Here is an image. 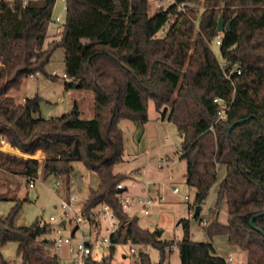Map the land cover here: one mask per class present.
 I'll list each match as a JSON object with an SVG mask.
<instances>
[{"label":"trees","instance_id":"16d2710c","mask_svg":"<svg viewBox=\"0 0 264 264\" xmlns=\"http://www.w3.org/2000/svg\"><path fill=\"white\" fill-rule=\"evenodd\" d=\"M54 1L14 11L0 6V136L23 154L41 151L44 174L66 176L73 163L81 162L97 176L81 212L97 224L93 211L100 205L111 209L117 219L108 237L111 252L117 244L150 246L159 251L157 264H164L175 246L180 264H225L212 245L215 237H223L246 254L244 264H264V215L258 216L264 213V0H189L183 13L172 5L152 15L147 0H66L60 37L44 48ZM219 16L224 25L230 22L222 34L216 32ZM166 24V32L158 37ZM218 35L223 67L210 46ZM58 49L69 79L65 87L92 93L89 120L80 118L75 104L59 117H34L40 112V97L17 102L8 94L37 73L56 79L45 67ZM216 99L228 106L222 120H217ZM149 101L182 140L180 159L185 184L195 189L194 211L207 199L218 166L225 167L210 221L203 224L205 242L190 239L188 220L179 221V241H162L155 231L140 228L137 217L129 218L118 204L126 192L117 189L125 177L114 173L124 153L118 123L144 126ZM239 120L245 121L228 131ZM6 160L27 185L37 179L36 160ZM7 198L0 193V201ZM21 204L17 201L0 217V264H7L1 248L9 242L17 244L21 264H59L55 254L45 253L51 241L41 239L52 230L49 224L35 220L30 226L13 225ZM223 206L225 224L217 220ZM140 262L151 264L144 254ZM88 264L109 263L91 259Z\"/></svg>","mask_w":264,"mask_h":264},{"label":"rangeland","instance_id":"374dc122","mask_svg":"<svg viewBox=\"0 0 264 264\" xmlns=\"http://www.w3.org/2000/svg\"><path fill=\"white\" fill-rule=\"evenodd\" d=\"M197 8L200 13L202 6L198 5ZM52 16H60L62 19L65 17L59 0H56L54 4ZM54 34L56 35V26L50 24L44 48L47 43L55 41L53 40ZM157 36L160 37L162 34L158 33ZM210 46L219 65L223 67L224 61L220 58L217 46L214 43H211ZM63 59V51L58 49L45 67L49 75L53 71L57 74L56 79H49L37 73L24 79L17 91L10 90L8 94L17 102L34 96L40 97L42 99L40 112L34 117L43 119L59 117L68 113L75 104L80 111V118L89 120L93 117L92 93L65 87L66 80L62 79L64 74ZM147 116L148 121L142 127L127 120L118 123L123 134L124 153L123 162L114 166V173L125 177L120 185L126 188L127 193L125 192L124 195L131 199V208L126 215L131 218L135 217V213H137L140 228L156 233L162 231L160 239L172 242V244L182 237L179 221L188 220L190 239L194 242H205L203 224L210 221L209 209L214 205L216 190L225 175V167L218 166L216 181L209 191L207 199L200 205L198 218H194L192 205L195 189L185 184V163L180 159L182 140L172 123L159 119V114L155 111L152 101L148 102ZM19 153L21 152L19 151ZM41 154L37 151L33 157H30L39 163L37 179L34 182V187L30 189L26 180L14 173L15 168L6 160L7 153L0 151V193H5L8 197L6 200L0 201V217H5L15 203L21 201V208L13 219L15 227L30 226L35 220L40 224H49L52 230L41 239L53 241L56 238L53 228L63 222V225H66L63 234L71 236L72 242H92L91 258L95 261L105 259L109 264H141L140 257L144 254L151 264H157L159 251L150 246L143 247L130 243L117 244L111 252L108 240L101 239L106 237L109 228L107 219L103 218L97 224L89 223L83 219L79 223H74L73 218L68 222L70 215L64 214L61 202L66 196H73L76 203L71 204L72 210L79 213L86 202L89 189L95 188L97 185V176L87 170L81 162H75L72 164L70 176H59V179L49 176L46 179L47 175L42 169L45 157L43 153ZM19 157L21 156H17V158ZM56 182L58 185L54 190H51ZM174 188H178L179 192L173 193ZM141 197L151 200L147 215L140 212L137 204V200ZM49 217L55 218L56 221L49 223ZM226 220L227 210L226 206H223L218 222L225 224ZM76 226L77 230L72 234V230ZM96 239L97 242L94 243L93 241ZM212 245L218 256L223 259L232 257L235 264L245 263L246 254L228 245L225 238L215 237L212 240ZM143 248L148 249L146 251ZM44 249L46 254H54L52 244L49 243ZM172 249L164 264H180L176 247L173 246ZM131 250L133 251L131 252ZM16 251L17 244L15 242H9L1 248V254L7 264H21ZM58 259L59 264H67L72 259V255L63 249Z\"/></svg>","mask_w":264,"mask_h":264},{"label":"built area","instance_id":"2783aa9c","mask_svg":"<svg viewBox=\"0 0 264 264\" xmlns=\"http://www.w3.org/2000/svg\"><path fill=\"white\" fill-rule=\"evenodd\" d=\"M40 1H43V0H0V6H6L10 8L12 11H14L16 7L25 8L27 5L31 3H36ZM59 1L61 2V9L63 13H66V10H67L66 0H59ZM199 1L202 2L203 0H199ZM55 2L56 0L54 1V4ZM147 2L149 4V12H151L152 10L151 15L157 11H165L169 6H172V5L175 6L176 11L183 13L186 11L187 6L189 5V0H147ZM63 23H64V19H62L60 16L54 17L51 15L50 24L56 26V35H57L56 36L54 34L56 37L54 36L53 40L57 41L59 39L60 33L62 31ZM167 25L168 24H166L163 28L160 29L159 31L160 34L163 35L166 32ZM213 43L217 47L220 45V35H218L214 39ZM236 74L239 75L240 71H236ZM52 75L57 77V74L54 71L52 72ZM62 79L66 81L69 80L65 74L62 75ZM214 102L219 104L220 112H219V117L217 120L224 119L226 111L228 110V106L220 99H216L214 100ZM35 181L36 179L30 180L28 184V187L30 189L34 187ZM57 185H58L57 182L54 183L51 190H54ZM123 188L124 187H122L120 184L117 185V189H123ZM178 192H179L178 188L173 189V193H178ZM124 194L125 192L119 195L118 204L121 206L122 211L128 214L131 208V199L130 197L125 196ZM185 199H187V197H185ZM75 201L76 200L73 196L68 195L66 196L64 201L61 202V208L63 209L64 214L70 215V219H68V222L72 218L74 220V223H79L80 221H82V219L87 221V219L85 218V216L82 214L81 211L79 213L73 212L71 204L74 203ZM137 204L139 205L140 212L143 215H147L148 207L151 205V200L148 199L147 197H141L137 200ZM92 217L96 223L97 222L99 223V221H101L103 218L107 219L109 223V228L107 229L106 237H103L101 239L108 240L110 233L114 232L117 228V219L112 213L111 209L107 205H100L93 211ZM48 221L49 223H52V222H55L56 220L53 217H49ZM54 232L56 234V238L52 241V246L54 249V254L57 257H59L62 250L65 249L68 254L72 255V259H70V261H68L67 264H88L89 263V261L92 259L91 258L92 242L90 241L72 242V237L64 235L63 231L60 228L54 229ZM93 242L96 243L97 239L94 240ZM132 251L133 250H131V252ZM224 261H225V264H235L232 257H228L227 259H224Z\"/></svg>","mask_w":264,"mask_h":264},{"label":"crops","instance_id":"0c3cea01","mask_svg":"<svg viewBox=\"0 0 264 264\" xmlns=\"http://www.w3.org/2000/svg\"><path fill=\"white\" fill-rule=\"evenodd\" d=\"M17 101V100H16ZM23 100H21V102H22ZM7 139V138H6ZM3 144H7L8 146H9V148L11 149V150H13V153L12 152H9V151H3L1 148H2V146H3ZM0 151H3V152H6L7 153V155L9 156V155H14V156H21V158H23V159H30V157H33V155L32 156H30V155H26V154H22V153H19V151L16 149V148H13L11 145H10V143H9V141H8V139H7V141L5 140V137L4 136H0ZM15 152V153H14ZM40 154L42 153V152H40V151H38ZM42 155V154H41ZM72 174V170H71V172L68 174V175H66V176H70ZM47 175V177H46V179L49 177V176H53V177H55L56 178V176H54V175H50V174H46ZM65 177V176H64ZM58 179H59V177H58ZM71 190V189H70ZM128 191V190H127ZM127 193V192H126ZM129 196H130V193H129ZM74 203H76V201L74 202ZM73 208V207H72ZM136 214V216L135 217H137V213H135ZM219 219V216H218V218H217V220ZM99 225V224H98ZM65 227H66V225L64 226L63 225V223H61L59 226H57V227H54L53 228V230L54 229H56V228H60L62 231H65ZM76 228V227H75ZM75 228L72 230V234L77 230V228H76V230H75ZM150 232H152V231H150ZM161 234H162V231H161ZM161 236V235H160ZM160 236H159V238H160ZM52 242V241H51ZM52 244V243H51ZM53 247V246H52ZM144 249V248H143ZM148 249V248H147ZM147 249H144V250H146L147 251ZM218 255V254H217Z\"/></svg>","mask_w":264,"mask_h":264},{"label":"water","instance_id":"95a60500","mask_svg":"<svg viewBox=\"0 0 264 264\" xmlns=\"http://www.w3.org/2000/svg\"><path fill=\"white\" fill-rule=\"evenodd\" d=\"M229 26H230V22H228L226 25H224L222 16H219L218 20H217L216 32L219 34H222L224 31L228 30ZM244 121L245 120H239V121L232 123L229 126L228 131H230L234 126H236L238 124H242ZM199 212H200V206H196L193 217L195 218L197 215H199ZM262 215H264V213L259 214L258 216H262ZM252 220L253 219H251V221H250V225H252ZM75 230H76V228H75ZM156 234L159 237L161 235V231H158Z\"/></svg>","mask_w":264,"mask_h":264},{"label":"bare ground","instance_id":"6f19581e","mask_svg":"<svg viewBox=\"0 0 264 264\" xmlns=\"http://www.w3.org/2000/svg\"><path fill=\"white\" fill-rule=\"evenodd\" d=\"M1 149H2L3 151H9V152H12V153H13V150H11L7 144H3V146H2ZM14 153H15V152H14Z\"/></svg>","mask_w":264,"mask_h":264}]
</instances>
